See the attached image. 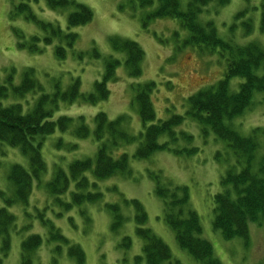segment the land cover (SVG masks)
I'll use <instances>...</instances> for the list:
<instances>
[{
  "label": "trees",
  "instance_id": "trees-1",
  "mask_svg": "<svg viewBox=\"0 0 264 264\" xmlns=\"http://www.w3.org/2000/svg\"><path fill=\"white\" fill-rule=\"evenodd\" d=\"M8 1L11 4L12 20L23 15L25 20L39 28L35 34L28 35L27 40L21 32L15 30L17 47L40 54L46 47L55 44L54 53L60 60L67 59L68 50L74 49L77 43L78 34L71 29L89 23L94 17L88 6L76 0H43L50 10L59 11L66 7L75 9L69 12L67 30L63 31L59 25L38 18L32 10V4H39L41 0ZM137 1L143 8L157 4L148 16L154 20L175 17L188 32L183 47L197 49L207 55L218 54L224 63L222 78L185 98L187 110L184 115L173 114L159 120L151 101L157 88L156 82L132 84L134 97L131 102L137 105L143 125V131L137 135L130 133L127 128L130 117L126 114L110 119L106 113L98 112L93 118V130L85 125L83 116L79 117L76 136L84 139L92 135L97 145L96 152L93 157L74 160L67 164L68 167H56L52 180L47 182L49 197L63 212L78 207L80 213L85 214L83 205H96L102 200L97 180L129 176L132 173L131 158L140 162L159 151L187 156L196 154L198 148L191 145L194 136L181 129L190 120L200 126L205 136L212 130L216 137L226 141L235 156L234 164L227 160L228 168L219 180L221 189L213 197V228L225 239L241 237L248 240L251 224H261L264 220V128H257L246 136L233 128L232 121L253 105L257 93L264 92V47L255 41L238 42L233 36L224 38L212 19L201 17L214 1L225 5L228 0ZM247 11L238 12L235 19L245 17ZM260 11L259 30L264 32V3ZM246 22L245 32L249 36L254 30L252 17ZM109 40L116 53L126 55L124 61L129 76L135 79L141 76L145 57L142 47L129 39L113 37ZM93 51L96 58L102 57L97 49ZM103 59V77L94 81V92L88 94L82 92L79 78L73 79L63 88L58 78L48 77L53 82L52 86L47 87L32 67L22 69L20 77L17 69H4V75L0 77V145L18 150L28 160L29 167L12 165L6 175L7 188L0 190L3 201L0 206V264H3L8 253L9 240L15 232V226H18L9 207L14 204L30 205L34 184L41 180L40 175L46 170L43 155L45 141L57 132L67 133L76 120L57 115L60 105H71L77 101L94 105L109 98L110 89L107 84L115 81L114 70H117L121 61L113 55ZM162 137L166 139L161 141ZM180 141L187 143L188 147L181 148ZM133 143L138 146L132 157L127 152L114 155L122 146ZM148 175L154 180L155 195L163 204L164 221L174 232L178 246L200 264H223L211 242L203 237L200 216L191 205L189 187L168 182L161 172L151 171ZM91 177L95 180L91 181ZM72 182L77 192H71L68 200L61 199L60 196L68 191ZM113 190L117 191L116 188ZM6 192L10 193V197ZM130 202L135 207V233L143 242L141 254L136 257L138 263L181 264L173 257L170 247L146 226L147 213L141 203L137 200ZM109 206L113 218L112 229L117 231L123 224V214L118 203ZM39 218L48 230V237L45 239L42 235L31 233L23 239L20 242L19 264H33L36 251L45 243H53L55 247L52 264H61L59 254L63 246L67 247L69 258L76 264H84L85 254L81 247L71 245L69 238L59 231L48 213L43 212ZM131 244L132 239L125 236L120 249L127 253ZM124 264H127L126 259Z\"/></svg>",
  "mask_w": 264,
  "mask_h": 264
},
{
  "label": "rangeland",
  "instance_id": "rangeland-1",
  "mask_svg": "<svg viewBox=\"0 0 264 264\" xmlns=\"http://www.w3.org/2000/svg\"><path fill=\"white\" fill-rule=\"evenodd\" d=\"M76 1L88 6L94 17L89 23L71 29L78 34L77 43L74 49L68 50L67 59L60 60L54 53L55 44L46 47L40 54L19 49L15 30L21 32L27 40L28 35L35 34L39 28L25 20L23 15H19L17 20H12L10 2L0 0V77L4 75L5 68L17 69L20 77L22 69L32 67L47 87L52 86L53 82L48 77L58 78L63 88L73 79L79 78L82 92L88 94L94 92V81L103 77V57L113 55L121 61L117 70H114L115 81L107 84L110 89L108 99L94 105L81 101L60 105L57 115L69 116L76 120L70 125L67 133L57 132L45 141L43 155L46 159V170L40 175L41 180L34 184L30 205L14 204L9 207L18 226H15V232L9 240L10 246L3 264L20 263V242L29 234L36 233L45 239L48 237V230L39 218L43 212L48 213L59 231L69 238L71 245L81 247L85 254L84 264H124L125 259L127 264H141L136 257L141 254L143 242L135 233V207L131 200L141 203L147 213L146 226L170 247L175 259L181 264H200L178 246L174 232L165 223L162 200L155 195L154 180L148 175L151 171L161 172L168 182L189 187L191 205L200 216L203 237L211 242L215 254L223 264H264V220L261 224H251L248 240L241 237L225 239L219 231L214 230L213 197L221 189L219 180L228 168L227 160L234 164L235 156L226 141L216 137L212 130L205 136L200 126L190 120H187L181 129L194 136L191 145L198 148L196 154L187 156L159 151L140 162L131 158L132 173L129 176L119 175L97 180L102 200L96 205H83L85 214L80 213L78 207L63 212L59 205L51 201L47 182L52 180L56 167H68L74 160L93 157L96 152L97 145L92 135L84 139L76 136L79 117L83 116L85 125L93 130V118L98 112L106 113L110 119H117L118 116L126 114L130 117L127 128L130 133L137 135L143 131V125L137 105L131 102L134 97L132 84L156 82L157 88L151 101L157 119H167L173 114L184 115L187 110L185 98L216 83L222 78L224 71V63L218 54L207 55L197 49L183 47V40L188 32L180 26L175 17L156 20L148 17L155 10L156 3L143 8L137 0ZM218 2L214 1L201 17L212 19L219 34L224 38L233 36L238 42L255 41L264 47V32L259 30V16L261 17L260 10L264 0H228L225 5ZM245 9L248 10L246 16L236 20V14ZM32 10L38 18L53 22L66 31L69 12L75 9L66 7L59 11L50 10L41 0L39 4H32ZM251 17L254 30L253 34L247 36L245 24ZM113 37L133 40L142 47L145 57L141 76L136 79L129 76L124 61L126 55L113 50L109 40ZM95 49L101 54V58L93 55ZM232 124L233 128L246 136L257 128H264V92L257 93L253 105L235 118ZM161 139L164 141L166 137ZM59 141L61 144H58ZM179 145L181 148L188 147L183 141H180ZM137 146V143L122 146L114 155L127 152L132 157ZM14 164L29 167L28 160L24 159L18 150L0 145V190L7 188L6 175ZM90 180L95 179L91 177ZM114 188L117 191L113 190ZM71 192H77L73 182L68 191L60 196L61 199L68 200ZM6 194L10 197V193ZM2 202L0 198V206L3 205ZM117 203L124 221L119 229L114 231L109 205ZM125 236L132 239L127 253L120 249ZM54 250L53 243H45L36 251L33 264H52ZM59 257L61 264H76L69 258L67 247L61 248Z\"/></svg>",
  "mask_w": 264,
  "mask_h": 264
}]
</instances>
